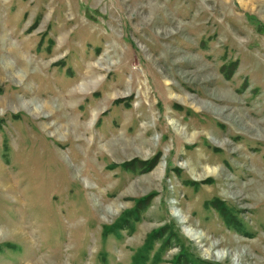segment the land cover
<instances>
[{
  "label": "rangeland",
  "instance_id": "374dc122",
  "mask_svg": "<svg viewBox=\"0 0 264 264\" xmlns=\"http://www.w3.org/2000/svg\"><path fill=\"white\" fill-rule=\"evenodd\" d=\"M185 261L264 264V0H0V264Z\"/></svg>",
  "mask_w": 264,
  "mask_h": 264
},
{
  "label": "trees",
  "instance_id": "16d2710c",
  "mask_svg": "<svg viewBox=\"0 0 264 264\" xmlns=\"http://www.w3.org/2000/svg\"><path fill=\"white\" fill-rule=\"evenodd\" d=\"M145 199H147V198H145ZM139 205H141V203H138ZM138 204H136V208L137 209H141L142 207L141 206H139ZM127 212H125V213H133L132 211V209H128V210H126ZM134 211H136V209H134ZM121 219H123V218H121ZM121 219H119V221L121 220ZM225 220H226V222H227V224H232L234 227H236V228H243L244 226H243V224L241 223V221L238 219V217L237 216H235V215H232V214H227L226 216H225ZM118 223V222H117ZM117 227H118V230H120L121 229V227L120 226H118L117 225ZM113 228V227H112ZM164 229L163 228H158L157 230H155L156 232H161V231H163ZM149 237H152V235L150 234V236ZM181 252V251H180ZM179 259H180V255H178L177 256ZM177 258V259H178ZM185 259H186V257H185ZM185 263L186 264H188V262L187 261H185Z\"/></svg>",
  "mask_w": 264,
  "mask_h": 264
}]
</instances>
